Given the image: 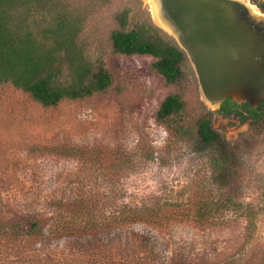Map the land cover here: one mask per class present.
<instances>
[{"label":"rangeland","instance_id":"obj_1","mask_svg":"<svg viewBox=\"0 0 264 264\" xmlns=\"http://www.w3.org/2000/svg\"><path fill=\"white\" fill-rule=\"evenodd\" d=\"M78 2L88 16L81 36L87 57L93 65L109 69L113 84L105 93L63 101L55 108L42 107L12 85L0 87V156L9 165L5 180L11 185L4 200L19 210H49L47 201L59 190L89 179L100 186L101 194L111 196L113 152L134 155L119 167V197L126 203H149L157 197L184 201L193 193L216 198L221 192L214 176L215 150L200 141L197 120L218 109L204 100L189 60L184 78L171 85L153 70L152 57L113 52L110 36L119 28L118 14L128 12L129 29L143 23L156 25L144 0ZM174 92L183 95L186 123L192 128L178 142L171 141L156 120L161 102ZM213 122L231 146H241V172L233 178L234 189L226 193L235 200L264 206V122L261 131H254L250 123L239 127L236 119H222L218 114ZM122 234L146 238L161 261L264 264V211L251 240L243 219L204 231L192 222L169 232L138 224ZM65 243L55 246L60 250Z\"/></svg>","mask_w":264,"mask_h":264},{"label":"trees","instance_id":"obj_2","mask_svg":"<svg viewBox=\"0 0 264 264\" xmlns=\"http://www.w3.org/2000/svg\"><path fill=\"white\" fill-rule=\"evenodd\" d=\"M249 1L264 12L263 0ZM78 3L0 0V87L12 85L42 107L55 108L63 101L105 93L112 86L114 76L109 69L104 64L93 65L87 57L81 36L88 16ZM128 19L127 11L117 15L119 28L110 36L113 52L152 57L153 70L167 84L180 82L188 58L176 41L166 38L154 24L129 29ZM230 101L228 98L217 112L208 111L197 120L200 141L215 150L214 176L221 193L213 199L193 193L184 201L157 197L149 203H126L119 197V167L134 155L113 152L111 196L101 194L100 186L89 179L58 189L47 201L49 210H19L3 198L11 186L5 180L10 168L0 156V264H185L158 260L144 237L123 236L138 224L169 232L176 225L192 222L204 231L243 219L251 240L264 206L235 200L226 193L234 189L233 178L241 172V146H231L213 122L214 115ZM185 113L186 103L179 92L167 95L156 112L157 122L173 142L183 140L192 130ZM252 117V128L261 131L264 114L253 110ZM64 240V247L58 250L55 243Z\"/></svg>","mask_w":264,"mask_h":264},{"label":"water","instance_id":"obj_3","mask_svg":"<svg viewBox=\"0 0 264 264\" xmlns=\"http://www.w3.org/2000/svg\"><path fill=\"white\" fill-rule=\"evenodd\" d=\"M153 1L156 25L185 52L207 103L216 109L228 98L254 107L264 103L261 9L249 0Z\"/></svg>","mask_w":264,"mask_h":264},{"label":"flooded vegetation","instance_id":"obj_4","mask_svg":"<svg viewBox=\"0 0 264 264\" xmlns=\"http://www.w3.org/2000/svg\"><path fill=\"white\" fill-rule=\"evenodd\" d=\"M253 110H255L258 113L264 114V103H261L257 107H254L248 101H244L242 103L230 101L220 113H216V114H218L222 119H229V120L236 119L239 123L237 124V126L242 127L253 120L252 117Z\"/></svg>","mask_w":264,"mask_h":264},{"label":"bare ground","instance_id":"obj_5","mask_svg":"<svg viewBox=\"0 0 264 264\" xmlns=\"http://www.w3.org/2000/svg\"><path fill=\"white\" fill-rule=\"evenodd\" d=\"M144 1H145V2L147 3V5L150 7V10H151L152 16H153V18H154V20H155V23H156V24H159L158 17H157V8H156V6H155V4H154V1H153V0H144ZM253 8H254L255 11L260 12L259 8L256 7L255 5H253Z\"/></svg>","mask_w":264,"mask_h":264}]
</instances>
